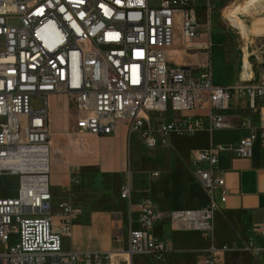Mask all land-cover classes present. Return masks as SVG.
Masks as SVG:
<instances>
[{"label": "built area", "instance_id": "2783aa9c", "mask_svg": "<svg viewBox=\"0 0 264 264\" xmlns=\"http://www.w3.org/2000/svg\"><path fill=\"white\" fill-rule=\"evenodd\" d=\"M193 1L0 0V175L17 177L14 195L0 196V264H133L132 258L141 255L159 263L168 246L149 229L162 218L174 229L197 230L212 242L215 191L220 190L221 202L226 199L214 146L194 156L205 204L163 214L144 197L141 227L129 228L127 245L118 250H64L62 238L70 236L81 210L71 204L69 191V200L53 212L49 184L51 95L73 104L75 132L106 136L125 120L147 146L167 145L169 133L192 135L202 127L201 120L180 117L182 112L204 110L212 129L229 127L214 110L245 97L258 122L235 124L248 134L234 154L248 158L255 142L264 144V66L253 81L216 86L209 60L197 74L167 62L176 30L186 41L199 35ZM203 1L207 11L214 7L212 0ZM168 111L173 117L159 122ZM129 194L124 186L120 197ZM256 230L264 237V220ZM220 250L226 247L210 244L199 264H221Z\"/></svg>", "mask_w": 264, "mask_h": 264}, {"label": "crops", "instance_id": "0c3cea01", "mask_svg": "<svg viewBox=\"0 0 264 264\" xmlns=\"http://www.w3.org/2000/svg\"><path fill=\"white\" fill-rule=\"evenodd\" d=\"M151 1L157 3V0ZM240 1L212 0L214 7L207 11L203 0H194L192 5L197 7L195 12L199 35L186 41L176 30L173 44L166 52L168 64L190 68L197 74L202 63L207 60L211 63L212 57L211 77L214 85L233 86L246 80H255L258 70L256 75L253 71L249 74L244 70L243 63L224 49L227 38L221 32L217 20V14L223 12L226 6ZM214 111L223 116L230 124L229 127L212 129L204 110L182 112L180 117L201 120L202 127L192 135L169 133L167 145L157 142V146H147L142 143L143 147L151 150L144 158L132 150L133 159L128 164V178L122 186L129 187V198L118 199V209L113 219L109 213L95 212L94 217L82 221L74 231L72 223L68 237L76 235L75 247L66 251H112L125 248L129 228L141 227L140 202L144 197H149L155 208L163 214L172 210L202 207L206 202V193L195 177L194 156L196 152L214 146L217 148L218 166L225 180L226 199L221 202L220 190L215 191L218 209L212 220V242L197 230L174 229L162 218L149 229L152 237L163 240L168 246L162 264H199L210 244L217 249L226 247L225 251L217 253L221 264H264V237L256 230V226L264 220V144L255 142L248 158L234 154L240 139L248 134L247 129L235 124L244 119H250L256 124L258 112L248 106L245 97L237 96L227 108ZM167 114L168 117L165 118V114L159 122L173 117L172 112L168 111ZM133 135L134 143L142 140L138 134ZM69 181L65 169L58 177L51 176L52 205L69 200ZM84 230L86 233L89 230L102 232V245L92 249L86 247L80 238ZM151 261L148 256L142 255L132 258L133 264H151Z\"/></svg>", "mask_w": 264, "mask_h": 264}, {"label": "rangeland", "instance_id": "374dc122", "mask_svg": "<svg viewBox=\"0 0 264 264\" xmlns=\"http://www.w3.org/2000/svg\"><path fill=\"white\" fill-rule=\"evenodd\" d=\"M223 12L217 14V20L221 32L227 38L224 49L233 54L244 67L248 64L249 74L253 71L256 75L258 68L264 66V0H241L226 6ZM1 43L0 38V46ZM210 64L212 66V57ZM49 115V184L51 176L58 177L64 169L68 180L72 174L76 176V182L69 188L70 202L81 210L79 218L82 219L73 220L72 231L82 221L94 217L95 212L109 213L113 219L118 209L120 191L128 178V164L133 159L132 150L142 158L149 155L151 150L142 146V140L134 143V135L129 132L125 120H118L115 131L107 137L75 132V109L63 95L49 97ZM168 115L166 113L165 118ZM16 188V176L0 175V196H12ZM56 209L57 204L53 203L52 211ZM80 238L91 249L102 245V232L89 230L86 233L84 230ZM75 240L74 234L72 237H63L62 248H74ZM151 264L157 263L151 261Z\"/></svg>", "mask_w": 264, "mask_h": 264}, {"label": "bare ground", "instance_id": "6f19581e", "mask_svg": "<svg viewBox=\"0 0 264 264\" xmlns=\"http://www.w3.org/2000/svg\"><path fill=\"white\" fill-rule=\"evenodd\" d=\"M243 67H244V65H243ZM247 68H248V64H247V66H245V67H244V70L246 71V70H247Z\"/></svg>", "mask_w": 264, "mask_h": 264}]
</instances>
